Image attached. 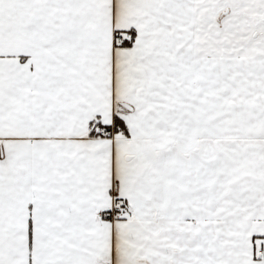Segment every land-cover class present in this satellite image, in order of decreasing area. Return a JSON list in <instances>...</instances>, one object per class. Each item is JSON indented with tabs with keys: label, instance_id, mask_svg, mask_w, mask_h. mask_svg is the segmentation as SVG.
Returning a JSON list of instances; mask_svg holds the SVG:
<instances>
[{
	"label": "snow or ice",
	"instance_id": "1",
	"mask_svg": "<svg viewBox=\"0 0 264 264\" xmlns=\"http://www.w3.org/2000/svg\"><path fill=\"white\" fill-rule=\"evenodd\" d=\"M0 264H264V0H0Z\"/></svg>",
	"mask_w": 264,
	"mask_h": 264
}]
</instances>
